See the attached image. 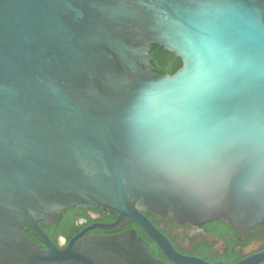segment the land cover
I'll list each match as a JSON object with an SVG mask.
<instances>
[{"label":"water","instance_id":"95a60500","mask_svg":"<svg viewBox=\"0 0 264 264\" xmlns=\"http://www.w3.org/2000/svg\"><path fill=\"white\" fill-rule=\"evenodd\" d=\"M71 208L176 264L145 214L264 224V0H0V264H165L134 230L51 242Z\"/></svg>","mask_w":264,"mask_h":264},{"label":"flooded vegetation","instance_id":"af4514ba","mask_svg":"<svg viewBox=\"0 0 264 264\" xmlns=\"http://www.w3.org/2000/svg\"><path fill=\"white\" fill-rule=\"evenodd\" d=\"M107 213L88 208H71L62 213L58 224L48 226L49 233L43 232L51 242L57 243L59 238L68 241L69 238L81 232H84L83 237L112 236L134 230L130 227L126 228L128 224H135L133 222H126L123 227H118L113 231L92 228L112 223L115 220L108 222ZM146 217L153 227L167 239L176 255L183 259L198 261L201 264H238L264 251V224L247 230L233 227L222 220L197 225L180 224L169 216L155 217L149 214ZM135 226L143 234V236L138 235L134 230L137 236L146 242L148 249L158 260L165 264H176L163 255L155 242L139 226L136 224ZM100 232L109 234L103 235Z\"/></svg>","mask_w":264,"mask_h":264},{"label":"trees","instance_id":"16d2710c","mask_svg":"<svg viewBox=\"0 0 264 264\" xmlns=\"http://www.w3.org/2000/svg\"><path fill=\"white\" fill-rule=\"evenodd\" d=\"M149 61L152 67V71L155 74L160 75V76L172 75L177 70H179L182 66V62L180 58H178L175 54L165 50L163 47L158 46V45L151 46L150 51H149ZM95 210L100 211V209H95ZM107 215H109V218L107 219L108 222L115 219L114 215H111L109 213H107ZM146 216H149V213L146 214ZM39 225L41 226L42 230L45 233L50 232L48 226H44L43 223H39ZM129 227L133 228L137 232L138 235L143 236L142 232L140 231L138 227L135 226V224H128L126 228H129ZM24 233L33 243L38 245L41 249H44V246L42 245L40 240L36 238L31 232L25 231ZM93 233H96V232H93ZM100 234L105 235L109 233L100 232ZM52 241H53V238H52Z\"/></svg>","mask_w":264,"mask_h":264}]
</instances>
